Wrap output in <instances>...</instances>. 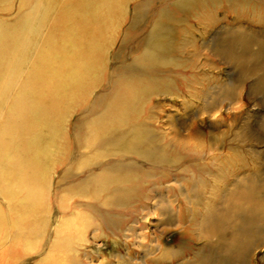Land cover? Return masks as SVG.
I'll list each match as a JSON object with an SVG mask.
<instances>
[{
	"label": "bare ground",
	"instance_id": "bare-ground-1",
	"mask_svg": "<svg viewBox=\"0 0 264 264\" xmlns=\"http://www.w3.org/2000/svg\"><path fill=\"white\" fill-rule=\"evenodd\" d=\"M244 8L264 13V0H0V264H94L87 229L107 230L110 252L127 248L95 264L192 254L181 205L204 226L206 248H243V222L264 216V176L246 186L242 175L227 190L235 92L209 75L207 56L233 64L240 79L256 76L250 89L264 105V36L225 14ZM217 24L211 45L197 42ZM173 97L215 132L177 128ZM186 176L195 183L181 185ZM209 177L218 186L200 185ZM179 185L173 252L151 244L147 226L162 190ZM217 193L236 201L201 212ZM145 241L132 256L129 243Z\"/></svg>",
	"mask_w": 264,
	"mask_h": 264
},
{
	"label": "rangeland",
	"instance_id": "rangeland-1",
	"mask_svg": "<svg viewBox=\"0 0 264 264\" xmlns=\"http://www.w3.org/2000/svg\"><path fill=\"white\" fill-rule=\"evenodd\" d=\"M249 10L247 12V9L244 8V12L241 11L243 15L242 13L238 11L235 12L234 10L225 13L227 15V18L229 19L228 24L232 27L240 26L244 30L247 28L249 29L250 27L261 29V32L258 33L264 36V13L260 12L259 10V14H257V12H255L257 11V9L255 11L253 9ZM222 12L223 11H217L216 13L222 16ZM14 16V12L8 13L9 18H14ZM223 26V24H217L216 26H214V28L210 29L209 32L204 35V38H198L197 42L209 41V44L211 45L213 38L220 31L219 29ZM209 56L213 60V69H211L212 71L211 73H209V75L214 76L215 80L218 79L219 83L222 84V86H226L227 89H230L232 93L235 92L233 93L235 94L234 96H232L233 98H228L227 100L228 107L232 108L229 111L231 127L229 128L228 135V139L232 148L228 150L229 156L227 157L226 161V167L229 170V173L227 175L228 179L226 187L228 188L227 190L233 192L234 184L237 181V178H241L242 175L243 182L246 186L253 183L254 179L257 180L264 176V128L262 125L264 123V105L262 103L263 96L258 93L252 92L250 89L251 84L256 79V76H252L248 79H240V70L233 64H225L222 63V60L218 59V57L208 54L207 57L209 58ZM204 57L205 56L202 55L201 59L204 60ZM215 91L218 90L216 89ZM171 103L172 105H174V107L169 108L170 115L173 116V119L175 121L174 124L177 128L187 129L193 123H199L200 128L205 129L206 131L208 130L211 132H215L214 130H209L207 122H204L203 118L200 115L198 117L193 116L192 109L184 111L181 99L173 97ZM233 107H237V109H234ZM235 136L237 137L235 138ZM238 141H240V143ZM220 161L218 160L217 163H219ZM254 171H256V173L258 174L257 178V175L253 173ZM246 178H248V180H246ZM178 179L179 181H181V185H184V181L186 180H189L190 185H193V183H195L194 181H192V179H190L189 176ZM213 184L218 186V179H210L209 177L206 178L203 183H200V185ZM181 185L177 186V189H174L172 191H168L167 189L162 190V196L165 201L160 204L151 206L147 226V232L151 234V244H164L171 249L173 248V252L180 246V244L174 243V238L177 234H180L181 231L178 230L172 223H175L179 220L177 210L178 208L180 209V202L183 196L180 195V191H178V188L182 187ZM219 193L210 197H203V204L200 205L198 209H200V211L202 212L205 210L206 206H209L211 207L209 209L210 213L216 211L218 205L222 204V201L224 202L225 200H227L226 203L229 202L230 204L231 202L233 203V201H236L233 195H225L223 197ZM206 203L208 205H206ZM188 207L189 206L184 207L181 205V210L183 209L184 213L187 214L186 216H184L185 218L183 220L185 226L188 227L185 234L193 235V237L188 240V244L190 245L194 253L188 254L187 251H180V253H176L175 255L171 250V255L169 254L159 260L160 264H212L213 258L215 260L214 262H218V259L221 258L226 259L225 262H227V264H264V216L263 218H261V216L259 218H255L253 223L250 224L243 222V234L240 237V240L243 243V248H240L239 250L235 249L232 251H227V248L225 249L224 246L220 245L212 250L204 246L206 241L204 240V226L199 222H196L197 225H191L188 222L189 216L191 215V208L188 209ZM260 208L261 211L264 212V204H260ZM227 221L229 231L231 232L232 230H235V232L238 233L236 229H239V226H241L240 224H238L239 220L232 218ZM197 228H199V230ZM93 232L94 231L91 232L90 229H87V246L88 249L91 250L89 254L91 257H93L94 264L102 258L106 259L107 262H117V259H115L114 256L120 254L121 252L125 253V251L127 250V248H124L122 250H120L121 248H114L110 252V250H108V247L105 246L106 238L104 236H106L107 230L99 229L95 231L94 234ZM213 239L215 240L216 238L213 237L212 240ZM146 244L147 241L143 242V245H138L135 242L132 245L131 243H129L131 250H133L131 255H139L141 258L144 252V249H142V247H144V245ZM203 247L205 248L203 249ZM136 248L139 249L136 250ZM209 250H212L213 254ZM154 256L155 254H152L150 256H147V258H149L150 261V259H153Z\"/></svg>",
	"mask_w": 264,
	"mask_h": 264
}]
</instances>
